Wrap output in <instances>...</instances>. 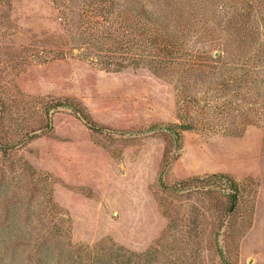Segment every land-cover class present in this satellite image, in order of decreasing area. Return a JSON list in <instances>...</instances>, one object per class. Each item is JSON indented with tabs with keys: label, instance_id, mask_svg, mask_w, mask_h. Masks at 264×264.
I'll use <instances>...</instances> for the list:
<instances>
[{
	"label": "rangeland",
	"instance_id": "374dc122",
	"mask_svg": "<svg viewBox=\"0 0 264 264\" xmlns=\"http://www.w3.org/2000/svg\"><path fill=\"white\" fill-rule=\"evenodd\" d=\"M0 264H264V0H0Z\"/></svg>",
	"mask_w": 264,
	"mask_h": 264
},
{
	"label": "trees",
	"instance_id": "16d2710c",
	"mask_svg": "<svg viewBox=\"0 0 264 264\" xmlns=\"http://www.w3.org/2000/svg\"><path fill=\"white\" fill-rule=\"evenodd\" d=\"M226 179H227L230 187H232V189L234 191H237L235 182L233 180H231L230 178H226ZM234 198H235V196L232 198V200H233L232 202H234Z\"/></svg>",
	"mask_w": 264,
	"mask_h": 264
}]
</instances>
